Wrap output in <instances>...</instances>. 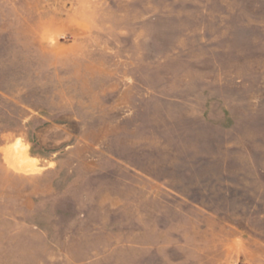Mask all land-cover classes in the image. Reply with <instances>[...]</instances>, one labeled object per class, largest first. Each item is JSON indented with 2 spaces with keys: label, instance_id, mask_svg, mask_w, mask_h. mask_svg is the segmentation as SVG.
<instances>
[{
  "label": "rangeland",
  "instance_id": "obj_1",
  "mask_svg": "<svg viewBox=\"0 0 264 264\" xmlns=\"http://www.w3.org/2000/svg\"><path fill=\"white\" fill-rule=\"evenodd\" d=\"M0 264H264V0H0Z\"/></svg>",
  "mask_w": 264,
  "mask_h": 264
}]
</instances>
